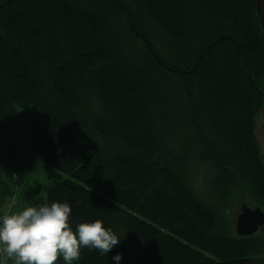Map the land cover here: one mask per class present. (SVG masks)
<instances>
[{
  "label": "trees",
  "instance_id": "1",
  "mask_svg": "<svg viewBox=\"0 0 264 264\" xmlns=\"http://www.w3.org/2000/svg\"><path fill=\"white\" fill-rule=\"evenodd\" d=\"M261 35L255 0H0V162L22 171L8 131L38 108L50 187L31 206L67 203L74 233L100 220L121 239L72 264H264V239L225 222L242 197L264 211ZM12 194L0 181V204Z\"/></svg>",
  "mask_w": 264,
  "mask_h": 264
},
{
  "label": "clouds",
  "instance_id": "2",
  "mask_svg": "<svg viewBox=\"0 0 264 264\" xmlns=\"http://www.w3.org/2000/svg\"><path fill=\"white\" fill-rule=\"evenodd\" d=\"M70 213L69 204L53 202L4 214L0 217V253L14 264H56L61 256L72 264L80 259L82 247L107 254L120 243L100 220L81 223L74 233L68 223ZM112 259L118 264L121 256Z\"/></svg>",
  "mask_w": 264,
  "mask_h": 264
},
{
  "label": "rangeland",
  "instance_id": "3",
  "mask_svg": "<svg viewBox=\"0 0 264 264\" xmlns=\"http://www.w3.org/2000/svg\"><path fill=\"white\" fill-rule=\"evenodd\" d=\"M18 112L19 113L14 121L17 127L9 130L8 134L21 152L19 164L22 163L24 168L21 172H17V174L13 175L0 162V181L6 183L13 192L12 196H9L0 204V217L6 213H19L27 207H32L29 197L33 200L44 198L50 187V182L46 178L41 160L34 157L32 153L31 140L28 135L31 124L38 121L41 117L40 110L38 108L30 107L26 111L19 109ZM254 134L259 144L261 154L263 155L264 163V106L255 117ZM17 164L18 163H13L12 166L15 167ZM204 170L205 168H197L193 173L192 182L197 193L201 195L205 194V196H207L205 182L208 179L209 174ZM36 188L39 189L37 192L35 191ZM242 204H245L250 208H257L245 197L237 200L236 204L233 202L230 203L228 207L229 210L225 213L227 233L230 236H237L235 234V221ZM250 237L264 239V226ZM0 257L3 258V264H14V261L7 259L4 254L1 253Z\"/></svg>",
  "mask_w": 264,
  "mask_h": 264
},
{
  "label": "water",
  "instance_id": "4",
  "mask_svg": "<svg viewBox=\"0 0 264 264\" xmlns=\"http://www.w3.org/2000/svg\"><path fill=\"white\" fill-rule=\"evenodd\" d=\"M255 8L259 24L262 29V45L264 48V0H255ZM253 86V84L251 83ZM264 226V212L259 208L241 205L235 221V234L240 238H247L255 234Z\"/></svg>",
  "mask_w": 264,
  "mask_h": 264
},
{
  "label": "built area",
  "instance_id": "5",
  "mask_svg": "<svg viewBox=\"0 0 264 264\" xmlns=\"http://www.w3.org/2000/svg\"><path fill=\"white\" fill-rule=\"evenodd\" d=\"M0 256H1V253H0ZM0 264H3V258L0 257Z\"/></svg>",
  "mask_w": 264,
  "mask_h": 264
},
{
  "label": "flooded vegetation",
  "instance_id": "6",
  "mask_svg": "<svg viewBox=\"0 0 264 264\" xmlns=\"http://www.w3.org/2000/svg\"><path fill=\"white\" fill-rule=\"evenodd\" d=\"M262 96L264 97V92L261 91Z\"/></svg>",
  "mask_w": 264,
  "mask_h": 264
}]
</instances>
